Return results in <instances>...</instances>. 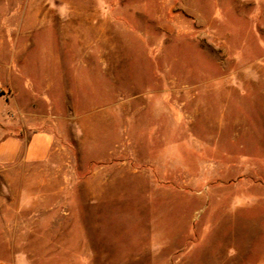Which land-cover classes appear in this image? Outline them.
Here are the masks:
<instances>
[{
  "label": "rangeland",
  "instance_id": "rangeland-1",
  "mask_svg": "<svg viewBox=\"0 0 264 264\" xmlns=\"http://www.w3.org/2000/svg\"><path fill=\"white\" fill-rule=\"evenodd\" d=\"M0 101L54 136L0 194L56 195L62 256L264 264V0H0Z\"/></svg>",
  "mask_w": 264,
  "mask_h": 264
},
{
  "label": "crops",
  "instance_id": "crops-1",
  "mask_svg": "<svg viewBox=\"0 0 264 264\" xmlns=\"http://www.w3.org/2000/svg\"><path fill=\"white\" fill-rule=\"evenodd\" d=\"M14 109L7 105L0 112V166L48 163L55 150L53 134L27 132L22 119L21 131L11 133L20 121H13ZM6 181L3 186L9 188L0 194V264H84L62 256L64 245L59 239L58 224L67 213H59L57 204H45L53 198L56 203L58 197L24 188L31 184L28 179L20 192L13 193L10 186L14 184Z\"/></svg>",
  "mask_w": 264,
  "mask_h": 264
}]
</instances>
